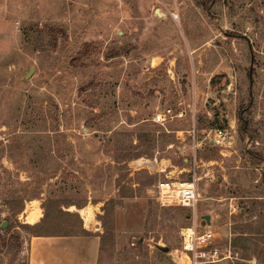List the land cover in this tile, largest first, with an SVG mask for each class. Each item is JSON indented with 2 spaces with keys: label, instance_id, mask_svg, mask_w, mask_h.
<instances>
[{
  "label": "rangeland",
  "instance_id": "obj_1",
  "mask_svg": "<svg viewBox=\"0 0 264 264\" xmlns=\"http://www.w3.org/2000/svg\"><path fill=\"white\" fill-rule=\"evenodd\" d=\"M189 177L195 214L158 204ZM46 200L92 216L97 264H173L206 215L250 235L226 264H264V0H0V264H28Z\"/></svg>",
  "mask_w": 264,
  "mask_h": 264
},
{
  "label": "built area",
  "instance_id": "obj_2",
  "mask_svg": "<svg viewBox=\"0 0 264 264\" xmlns=\"http://www.w3.org/2000/svg\"><path fill=\"white\" fill-rule=\"evenodd\" d=\"M173 117L169 109L157 113L152 122L163 125ZM228 136L222 129H216L208 140L212 147H226ZM148 161H141L139 167L146 165ZM156 201L161 207L178 205L182 208L191 209L195 214L197 203L196 180L183 183L171 180L159 182L155 186ZM181 246L179 251L170 253L173 264H217L221 260L231 258L230 251H220L214 246L217 235L211 231H199L195 222V216L191 225L180 230Z\"/></svg>",
  "mask_w": 264,
  "mask_h": 264
},
{
  "label": "crops",
  "instance_id": "obj_3",
  "mask_svg": "<svg viewBox=\"0 0 264 264\" xmlns=\"http://www.w3.org/2000/svg\"><path fill=\"white\" fill-rule=\"evenodd\" d=\"M158 17L162 16V13L158 10ZM155 60V59H153ZM159 62V61H157ZM209 144L211 146V143L209 141ZM245 188L243 189V191ZM244 198H238L236 195L232 196L230 198V214H232V208H233V203L234 201H238ZM224 209H220L219 211L220 214H223ZM234 210V209H233ZM218 213V212H217ZM229 214V215H230ZM224 215V214H223ZM222 215V216H223ZM209 216V215H206ZM216 216V214H215ZM221 216V217H222ZM231 216V215H230ZM217 217V216H216ZM28 218V216H27ZM40 216L37 217V220L35 222H39ZM211 220L213 221V226L215 227L216 231H218L219 236L220 234L224 233V236L227 238V243L224 246L223 251H230L231 253L234 252V255H239V252L241 251H231V243L236 242L240 245L242 244H247L248 239L250 235L243 232V227H235L234 230L230 226H234L237 224H240L239 222H226L227 219H225L223 222L218 221L220 223V226H215L217 225L218 222H215V217L212 218V216H209V224H206V222H202L199 220V223L197 225V229L199 231H206L209 230L207 229L208 226L211 224ZM87 221L90 222L91 224L90 228L87 227L88 222H83L82 228L85 232L88 233L87 236H72V237H30L27 241V253H28V264H97L98 257H99V238H98V233L99 229H97L93 225V219L92 216L87 218ZM230 221V220H229ZM196 222V220H195ZM246 224V222H245ZM244 224V225H245ZM224 226L225 229H224ZM228 226V227H227ZM218 237V236H217ZM220 240V239H219ZM217 238L214 241V246L216 247L219 242L217 243ZM221 241V240H220ZM218 248V247H217ZM236 259V258H234ZM229 260H221L217 264H226ZM247 262V261H243Z\"/></svg>",
  "mask_w": 264,
  "mask_h": 264
},
{
  "label": "trees",
  "instance_id": "obj_4",
  "mask_svg": "<svg viewBox=\"0 0 264 264\" xmlns=\"http://www.w3.org/2000/svg\"><path fill=\"white\" fill-rule=\"evenodd\" d=\"M246 124L243 122V127ZM124 197V196H122ZM35 198V197H33ZM52 200H46L42 205L43 218L32 227H28L32 237H72V236H87L88 233L82 228V221L76 213L62 212L61 206H57ZM72 206V205H70ZM58 207V208H56ZM76 209H80L77 207ZM21 212V210H19ZM58 215H61L66 220L62 225L56 223L51 231H48L49 223L58 222Z\"/></svg>",
  "mask_w": 264,
  "mask_h": 264
},
{
  "label": "water",
  "instance_id": "obj_5",
  "mask_svg": "<svg viewBox=\"0 0 264 264\" xmlns=\"http://www.w3.org/2000/svg\"><path fill=\"white\" fill-rule=\"evenodd\" d=\"M155 14L158 15V10L155 11ZM33 71H34L33 68H29L27 74L24 75V80H27V79L30 77V75L33 73ZM191 180H192V178L189 177V178H188V181H191ZM202 220H203L204 222H206V224H209V216H204V217L202 218ZM1 228H2V229H5V228H6V223H5V222L2 223ZM157 249H158L161 253H163V254H166V253L169 252L168 248H161V247H158Z\"/></svg>",
  "mask_w": 264,
  "mask_h": 264
},
{
  "label": "bare ground",
  "instance_id": "obj_6",
  "mask_svg": "<svg viewBox=\"0 0 264 264\" xmlns=\"http://www.w3.org/2000/svg\"><path fill=\"white\" fill-rule=\"evenodd\" d=\"M85 221L88 222L87 219H85Z\"/></svg>",
  "mask_w": 264,
  "mask_h": 264
}]
</instances>
